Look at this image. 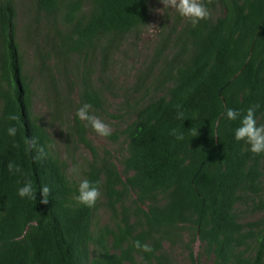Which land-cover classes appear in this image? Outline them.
Masks as SVG:
<instances>
[{"label": "trees", "instance_id": "16d2710c", "mask_svg": "<svg viewBox=\"0 0 264 264\" xmlns=\"http://www.w3.org/2000/svg\"><path fill=\"white\" fill-rule=\"evenodd\" d=\"M150 1L0 0V264H177V248L190 264H264V153L237 141L240 120L225 114L254 107L264 124V0H212L211 19L196 26L166 13L146 68L117 86L108 71L145 24ZM17 2L49 122L65 126L71 154L78 145L91 153L81 180L100 182L94 208L77 201L80 182L32 117ZM119 96L126 122L107 138L120 143L121 168L76 117L85 103L100 119L110 115L107 100ZM10 162L21 172H9ZM26 180L37 200L18 195ZM43 185L48 204L39 202ZM100 209L109 223L97 220Z\"/></svg>", "mask_w": 264, "mask_h": 264}, {"label": "rangeland", "instance_id": "374dc122", "mask_svg": "<svg viewBox=\"0 0 264 264\" xmlns=\"http://www.w3.org/2000/svg\"><path fill=\"white\" fill-rule=\"evenodd\" d=\"M23 6L20 2H17V42L19 43L20 52L23 60V67L27 75L32 77L31 89L34 91L31 102V114L32 117H36L39 122L46 126V129L51 137V150L58 158L65 162L66 173L68 177L76 183H79L83 178V171L87 169V164L91 160V153L82 145H78L77 150L71 154V146L67 143V130L65 126L51 125L50 109L46 105L42 92L39 89V80L36 75V71L33 69L34 54L32 49L24 41L23 26L26 21V17L22 12ZM166 13L172 14V9L164 8L161 0H151L148 3V14L145 24L137 31L135 35H131L127 39L120 52L117 53L112 61V65L108 71L110 79L116 83L117 86L127 87L130 86L138 72L143 71L148 65L152 52L160 41L162 25L166 19ZM170 23V22H169ZM122 98L110 97L107 100V111L110 115H104L101 120L108 124L112 132L115 129H121L126 122L124 114V108L121 106ZM92 145L96 148L99 154L104 149L110 151L114 155V159L117 162L119 168H121L118 161L119 155L117 151L120 149V143H114L107 137H100L95 132L89 133ZM120 141V140H119ZM73 169H78V174L73 172ZM244 218L251 219L253 216L249 213H244ZM97 220L100 224L109 223V214L104 209H100L97 213ZM200 243H196L195 249L199 250ZM188 251L185 249L177 248L174 252V256L177 260V264H190L188 259ZM208 264H213L212 261H208Z\"/></svg>", "mask_w": 264, "mask_h": 264}, {"label": "clouds", "instance_id": "9594fccd", "mask_svg": "<svg viewBox=\"0 0 264 264\" xmlns=\"http://www.w3.org/2000/svg\"><path fill=\"white\" fill-rule=\"evenodd\" d=\"M161 3H163L164 8H170L181 17L189 20L193 26L198 25L202 20L211 19L212 14L207 4H211L212 0H207V3L205 0H161ZM91 107L90 104H82L77 109L76 117L85 123V127L90 126L98 136H110L112 134L111 127L99 117L91 114ZM225 114L226 118L230 121L240 120V126L235 130V139L237 141H244L249 146V151L253 154L260 155L264 153V124L258 125L255 117V108L250 107L243 116H241L238 110L232 108H227ZM178 118H183V113H179ZM8 119L16 121L18 117L15 114H10ZM7 132L9 136L15 137L17 128L11 126L7 129ZM172 134L176 135V131L173 130ZM176 138L182 140L184 137L183 135H176ZM32 143H35L34 139ZM7 167L9 172H21V168L14 163L10 162ZM72 171L78 174V169H73ZM99 183V181L93 182L88 179L81 180L76 197L77 201L88 208H94L102 195ZM39 192L42 196L39 202L48 204L51 189L47 185H43ZM18 195L21 198L37 200V191L34 189L31 180H26L23 186L18 188ZM134 247L144 252H151L153 250L150 245L141 244L140 241H136Z\"/></svg>", "mask_w": 264, "mask_h": 264}]
</instances>
